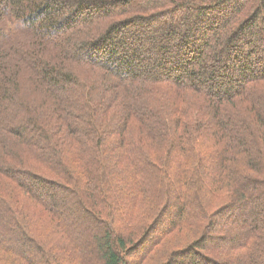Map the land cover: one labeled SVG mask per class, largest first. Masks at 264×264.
I'll return each instance as SVG.
<instances>
[{
    "label": "trees",
    "instance_id": "1",
    "mask_svg": "<svg viewBox=\"0 0 264 264\" xmlns=\"http://www.w3.org/2000/svg\"><path fill=\"white\" fill-rule=\"evenodd\" d=\"M262 47L264 0H0V264H264Z\"/></svg>",
    "mask_w": 264,
    "mask_h": 264
},
{
    "label": "rangeland",
    "instance_id": "2",
    "mask_svg": "<svg viewBox=\"0 0 264 264\" xmlns=\"http://www.w3.org/2000/svg\"><path fill=\"white\" fill-rule=\"evenodd\" d=\"M262 50L264 52V48L263 47H262ZM144 56H146V55H144ZM251 208H253V206ZM42 215H46V213L42 212ZM40 219L41 220L39 221V229H38V231L42 233L43 237H45V236L54 237V238H56L58 240L59 247H65L66 249H68L69 247L67 245H64L63 243L59 242V241H61L62 233L58 231L56 222H54L52 220L51 224L48 225V222H46L44 225H42L41 222L43 221L44 218H40ZM22 221H23V223L26 226H29L30 224H34L35 225V224L38 223L37 219H30L28 216L23 217ZM25 230L28 231L26 237L29 238L32 235V229L30 227L29 229H25ZM38 239H39V237H36V240H38ZM42 239L43 238L38 240L39 244H38L37 248H38L40 254L43 256L44 260H46V262L48 264H53L52 263L53 261H52L51 254L48 251L50 249V246L47 245V244L42 246V244L40 242V241H42ZM79 239H80V241L77 242L75 244V246H74V249L76 248L74 253H75L76 258L78 259V264H98V260H97L96 256L93 254V252L87 251L86 248H85L84 242L87 240V238L86 237L82 238L79 235ZM89 243H91L90 239H89ZM46 251H48L49 255L47 254ZM128 260H132V258H129ZM134 260H135V258H134ZM147 262H149L150 264H155V263L158 262V257H154L152 259H149ZM142 264H145V263L142 262Z\"/></svg>",
    "mask_w": 264,
    "mask_h": 264
}]
</instances>
